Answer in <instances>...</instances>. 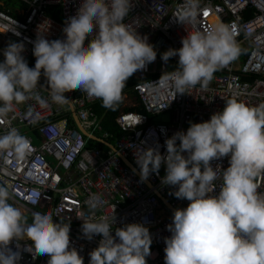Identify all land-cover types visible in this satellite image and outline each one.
<instances>
[{"label": "clouds", "instance_id": "obj_1", "mask_svg": "<svg viewBox=\"0 0 264 264\" xmlns=\"http://www.w3.org/2000/svg\"><path fill=\"white\" fill-rule=\"evenodd\" d=\"M132 6V0H81L62 30L65 39L37 36L34 68L21 55L24 45L9 43L0 62V119L29 99L47 105L35 92L42 74L53 103L67 102L65 93L79 90L114 108L126 81L157 55L147 38L123 23ZM199 10L200 0H183L177 19L194 22ZM236 35L233 27L221 23L205 32H189L181 48L163 53L165 62L179 57L176 70L167 78L176 94L187 93L197 84L206 87L217 70L235 61L242 53ZM165 145L164 156L155 148L141 149L136 155L142 181L158 174L165 164L162 184L176 188L177 199L190 202L174 210L167 225L171 236L164 239L165 264H264V193L256 182L264 175V103L250 107L229 99L210 120L190 122L186 132H176ZM29 146L15 128L0 134V153L12 152L23 159ZM226 156L230 166L220 177L210 162ZM217 179L222 180L219 193L210 195ZM11 199L10 186L0 183V264H17L21 259L20 251L9 247L13 240L17 249L19 241L30 240L26 250L33 257L47 255V264H84L77 250H70L69 224L53 222L47 212H33L28 223L21 210L9 203ZM88 199L94 209L99 196L90 194ZM80 218L84 237H102L89 253V264H147L152 239L143 224H126L116 228L113 236L114 219L109 223L103 217Z\"/></svg>", "mask_w": 264, "mask_h": 264}, {"label": "built area", "instance_id": "obj_2", "mask_svg": "<svg viewBox=\"0 0 264 264\" xmlns=\"http://www.w3.org/2000/svg\"><path fill=\"white\" fill-rule=\"evenodd\" d=\"M16 1L18 17L10 15L9 9H2L6 2L0 0V37L6 43L10 39L22 43L21 55L27 64L32 60L36 62L33 47L38 35L49 41L66 38L62 31L65 23L81 4V0ZM181 4L183 0H132L133 6L123 23L130 31L147 38L157 55L155 61L126 81L127 85L135 78L137 83L132 84L130 91L123 89L124 108L116 117L122 133L114 144L109 142L112 134L104 129L102 118L93 108L100 99L73 90L65 93L69 102L53 103L49 92L42 90V87L49 90L43 74L35 92L47 105L29 99L14 105L7 118L0 119V134L15 128L30 145L23 159H17L12 152L0 153V183L10 186L9 203L31 213H50L53 222L69 224L70 250L75 248L84 264H89V253L98 247L102 237L94 235L91 240L84 237L80 217L86 221L103 217L109 223L114 219L113 236L116 228L130 223L143 224L152 239L147 264H165L164 239L171 236L167 225L172 223L173 212L163 204L156 190L176 209L186 208L190 203L173 195L176 188L162 184L165 164L158 174L149 175L147 180L154 186L151 187L119 155L128 159L140 173L136 155L141 154V149L155 148L162 156L166 155V139L178 131L186 132L190 122L210 120L212 114L223 110L227 100L235 99L250 107L264 103V0H200L196 20L184 23L177 19ZM56 10L61 19L55 15ZM221 23L235 29L241 55L217 70L206 87L197 84L188 88L187 93L176 94L167 78L176 70L179 57L165 62L162 54L181 48L182 38L189 32H205ZM89 40L90 37L86 38L85 45ZM3 61L4 55L0 52V62ZM130 93L137 102L127 106L125 101ZM135 106H142V110L125 109ZM72 108L92 136L108 142L116 151L106 145V148H89L91 139L76 124H71ZM164 114H170L171 119L160 120ZM229 159L230 156H226L210 162L218 176L222 177V171L230 166ZM221 182V179L213 182L215 191L210 195H218ZM256 182L258 191L264 193V175ZM90 194L99 196L94 209L88 199ZM16 244L13 240L9 247L21 253L17 264H47V255L33 257L26 250L30 240L19 241V249Z\"/></svg>", "mask_w": 264, "mask_h": 264}, {"label": "trees", "instance_id": "obj_3", "mask_svg": "<svg viewBox=\"0 0 264 264\" xmlns=\"http://www.w3.org/2000/svg\"><path fill=\"white\" fill-rule=\"evenodd\" d=\"M19 7V4L16 0H9L6 3V8H8L10 10V14H12L13 16H18L17 10L16 8ZM55 15L57 16L58 19H61V17L59 16L57 10ZM28 66L30 68H34L35 66V62L34 60L30 61L28 63ZM172 69V67H171ZM137 83V80L135 78H133L131 81H129V83H127V85L124 87L126 90H129L130 87L132 86V84ZM130 91V90H129ZM124 101L121 99V101L114 106V108H106L103 106L102 101L99 100L97 102H95L93 104V108L94 110H96V112L99 114V116L102 118V124L104 126V129H106L107 131H109L112 134V137L109 139V142L111 144L115 143V140L117 138L120 137V134L122 133L121 128L119 127V125L116 122V117L119 114V112L121 111V108L123 106ZM125 109H139L142 110V106H135V107H125ZM71 124L72 126H75V122L73 120V118H71ZM39 132L36 131L35 134L37 136ZM99 136L101 137V134H99ZM89 148L92 147H96V146H104L102 143L94 141V140H89L88 145ZM103 148H106V146H104Z\"/></svg>", "mask_w": 264, "mask_h": 264}, {"label": "water", "instance_id": "obj_4", "mask_svg": "<svg viewBox=\"0 0 264 264\" xmlns=\"http://www.w3.org/2000/svg\"><path fill=\"white\" fill-rule=\"evenodd\" d=\"M42 90H44V91H46V92H48V90L46 89V88H44V87H42ZM67 102H69L68 101V99L66 100ZM72 111H73V118H74V120H75V122H76V125H77V127H78V129L79 130H81L84 134H86V136L88 137V138H90L91 140H94V141H97V142H100V143H102L103 145H106V146H108L110 149H112L113 151H116V148L114 147V146H112V145H110L108 142H106V141H104V140H102V139H99V138H97V137H95V136H92V134L91 133H89L84 127H83V125H82V123L80 122V120H79V118H78V116H77V114H76V112H75V110L72 108ZM160 120H165V121H169L170 119H171V115L170 114H164L162 117H160L159 118ZM120 156V158H121V160L128 166V167H130L132 170H134L136 173H138L139 175H140V173L136 170V168L132 165V163L128 160V159H126V158H124L123 156H121V155H119ZM141 176V175H140ZM146 182H147V184L149 185V186H151V187H154L147 179L145 180ZM156 193H157V195L160 197V199L162 200V202H163V204L165 205V206H167L173 213H174V210H176V208H174L173 206H172V204L164 197V196H162V194L158 191V190H156Z\"/></svg>", "mask_w": 264, "mask_h": 264}, {"label": "rangeland", "instance_id": "obj_5", "mask_svg": "<svg viewBox=\"0 0 264 264\" xmlns=\"http://www.w3.org/2000/svg\"><path fill=\"white\" fill-rule=\"evenodd\" d=\"M3 1L7 3L9 0H3ZM0 40H3V39L0 38ZM11 42H15V40L10 39V40H9V43H11ZM3 43H4V41H3ZM9 43H7V44H9ZM125 95H126V94H125ZM136 102H137V100H136L135 97L133 96V93L128 94V96L126 97V105H127V106H131V104L136 103ZM97 133H98V134H101V133L98 132V131H97ZM36 144H39V142H38L37 140H36ZM19 209H20L21 212L23 213L24 217L27 218L28 223H31L32 214H31V213H25V211H23L21 208H19Z\"/></svg>", "mask_w": 264, "mask_h": 264}, {"label": "crops", "instance_id": "obj_6", "mask_svg": "<svg viewBox=\"0 0 264 264\" xmlns=\"http://www.w3.org/2000/svg\"><path fill=\"white\" fill-rule=\"evenodd\" d=\"M2 39H3V38H2ZM3 41H4V43H3ZM7 46H8V44L6 43V41H5L4 39H3V40H0V52H1V53H3V51H4L3 49L6 48ZM125 102H126V101H125ZM123 106H124V105H123ZM123 106H122L121 110L124 108ZM75 124H76V122H75ZM22 210H23V209H22ZM23 211H25V210H23ZM25 213H31V212L25 211ZM31 214H32V213H31Z\"/></svg>", "mask_w": 264, "mask_h": 264}]
</instances>
